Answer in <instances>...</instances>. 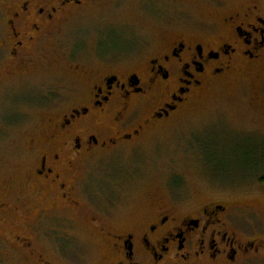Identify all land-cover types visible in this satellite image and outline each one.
Segmentation results:
<instances>
[{
    "label": "flooded vegetation",
    "instance_id": "flooded-vegetation-1",
    "mask_svg": "<svg viewBox=\"0 0 264 264\" xmlns=\"http://www.w3.org/2000/svg\"><path fill=\"white\" fill-rule=\"evenodd\" d=\"M106 6L112 11L121 5L117 0H0V69L7 80L28 79L34 69L46 71L63 57L66 61V83L51 82L65 98L53 91L46 97L51 104L64 99L66 109L42 114L29 138L23 186L33 201L17 205L13 187L0 194V217L13 211L37 235L58 231L60 223L68 229V215L88 203L92 166L112 168L115 155L141 151L213 88H226L245 74L262 80L253 98L264 116V0L202 23L178 16L175 33L139 53L130 49L122 29L95 27L90 62L104 68L92 71L80 47L90 35L87 19ZM262 127L247 134L264 137ZM99 189L88 204L116 218L117 193L109 194L110 186L103 184ZM173 201V195L172 201L149 196V211L126 223L92 217L104 243L97 264H264V230H249L251 212L217 199L189 210ZM13 240L23 246L27 241V248L33 243L20 236ZM42 259L41 264H54Z\"/></svg>",
    "mask_w": 264,
    "mask_h": 264
},
{
    "label": "rangeland",
    "instance_id": "rangeland-1",
    "mask_svg": "<svg viewBox=\"0 0 264 264\" xmlns=\"http://www.w3.org/2000/svg\"><path fill=\"white\" fill-rule=\"evenodd\" d=\"M150 1L151 6L144 10V3ZM254 1L117 0L121 6L112 7V11L107 6L100 8L92 20L87 19L85 25L90 35L80 47L82 59L92 71L104 68L90 62V52L97 46L95 27L122 29L131 42L130 49L139 53L144 46L165 41L169 33H175L178 16L183 19L189 16L202 23ZM63 59L49 70H32L28 79L7 80L0 69V194L13 187L20 206L33 201L23 186L29 162V138L42 114L66 109L64 99L57 104L46 100L52 91L60 92L61 98L66 96L63 89L51 83H66ZM256 82L262 80L245 74L226 88H213L175 126L156 133V139L150 137L141 151L115 155L112 168L92 166L87 175L88 203L100 192L99 184L107 189L110 186L108 193H117L113 206L116 218L102 216L87 203L82 210L68 215L71 219L68 229L60 223L58 231L48 229L37 235L13 211L6 219L0 217V264H41L40 256L54 264H97L104 243L91 218L101 216L108 223L138 219L151 208L149 196L157 199L159 194L171 201L173 195L180 210H189L209 199L229 202L228 205L251 212L253 225L249 230L262 233L264 137L247 134L264 124V116L253 98ZM60 214L66 216L65 211ZM15 236L33 238L32 246L25 247L27 241L24 246L11 241Z\"/></svg>",
    "mask_w": 264,
    "mask_h": 264
}]
</instances>
